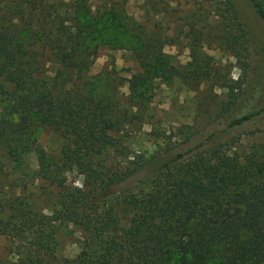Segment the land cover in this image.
<instances>
[{
    "label": "trees",
    "instance_id": "trees-1",
    "mask_svg": "<svg viewBox=\"0 0 264 264\" xmlns=\"http://www.w3.org/2000/svg\"><path fill=\"white\" fill-rule=\"evenodd\" d=\"M247 1L261 22L264 52V0ZM72 3L0 2V151L26 167L35 131L50 125L63 139L59 157L35 173L55 189L58 218L79 223L87 208L115 202L76 257L58 258L39 242L26 246L23 264H264V165L227 149L231 131L261 120L256 93L248 88L247 105L221 112L224 126L202 140L190 132L167 149L108 164L110 152L127 155L116 133L133 117L119 107L120 79L88 68L101 47L126 49L141 68L125 79L130 101L142 102L153 77L167 73V55L144 25L91 11L86 0ZM69 170L83 176L81 187L66 185Z\"/></svg>",
    "mask_w": 264,
    "mask_h": 264
},
{
    "label": "rangeland",
    "instance_id": "rangeland-1",
    "mask_svg": "<svg viewBox=\"0 0 264 264\" xmlns=\"http://www.w3.org/2000/svg\"><path fill=\"white\" fill-rule=\"evenodd\" d=\"M51 1L73 4V0ZM86 1L91 11L109 9L130 26L144 25L152 38L160 37L159 49L167 55V73L153 77L142 102L130 101L126 80L141 68L126 49L101 47L88 68L89 74L109 72L120 79L122 84L116 87L119 107H126L133 117L116 133L127 155L122 149L110 152L108 164L119 161L124 165L142 153L167 149L190 132H196L193 141L204 139L210 130L224 126L221 112L244 105L248 88L256 93V102L264 105L262 26L247 0ZM170 65L177 72L170 71ZM232 134L227 147L231 155L264 165V112L257 124L248 123ZM34 138L36 148L25 155L26 167L9 162L0 151V264H23L29 252L26 246L39 242L58 258L76 257L80 241L101 226L104 208L115 202L112 197L103 205L87 208L82 222L61 221L55 189L35 171L48 158L59 157L63 139L50 125L38 127ZM64 174L66 185L82 186L83 176L77 171Z\"/></svg>",
    "mask_w": 264,
    "mask_h": 264
}]
</instances>
